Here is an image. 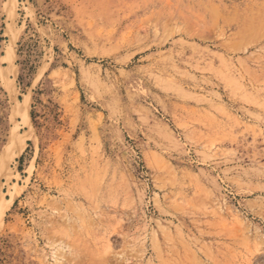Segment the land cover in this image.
Masks as SVG:
<instances>
[{"label":"rangeland","instance_id":"rangeland-1","mask_svg":"<svg viewBox=\"0 0 264 264\" xmlns=\"http://www.w3.org/2000/svg\"><path fill=\"white\" fill-rule=\"evenodd\" d=\"M0 207V264H264V0H0Z\"/></svg>","mask_w":264,"mask_h":264},{"label":"bare ground","instance_id":"bare-ground-1","mask_svg":"<svg viewBox=\"0 0 264 264\" xmlns=\"http://www.w3.org/2000/svg\"><path fill=\"white\" fill-rule=\"evenodd\" d=\"M23 116H24V123L26 125H30V120H29V109H28V106L27 104H25L23 106ZM16 134V133H15ZM20 150H19V153L21 152V150L24 148V145L26 144L25 142V138H22L21 141H20ZM12 200V199H11ZM11 202V201H10ZM8 206V205H7ZM1 208V207H0ZM7 208V207H6ZM5 209H0V226L2 225V221H3V215H4V212H5Z\"/></svg>","mask_w":264,"mask_h":264}]
</instances>
